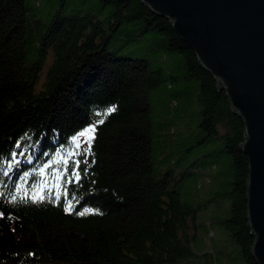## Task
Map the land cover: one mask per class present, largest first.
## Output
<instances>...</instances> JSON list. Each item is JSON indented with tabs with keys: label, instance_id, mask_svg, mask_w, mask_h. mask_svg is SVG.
<instances>
[{
	"label": "trees",
	"instance_id": "16d2710c",
	"mask_svg": "<svg viewBox=\"0 0 264 264\" xmlns=\"http://www.w3.org/2000/svg\"><path fill=\"white\" fill-rule=\"evenodd\" d=\"M89 8L56 13L40 36L38 59L28 62L25 0H0V264H177L195 254L198 208L170 187L168 174H154L149 92L162 69L108 49L124 22L139 20L143 32L162 33L165 47L183 55L186 77L199 80L200 126L206 137H223L233 156L224 225L247 264H258L247 216L245 123L225 90L170 19L141 0ZM89 126L94 139L78 145Z\"/></svg>",
	"mask_w": 264,
	"mask_h": 264
},
{
	"label": "rangeland",
	"instance_id": "374dc122",
	"mask_svg": "<svg viewBox=\"0 0 264 264\" xmlns=\"http://www.w3.org/2000/svg\"><path fill=\"white\" fill-rule=\"evenodd\" d=\"M99 0H25L28 14V62L38 59V42L56 13H85ZM101 19L106 15L97 12ZM141 20L124 22L108 49L120 55L147 58L152 69H162V81L149 92L153 124V166L157 178L171 177L170 187L180 191L182 199L198 208L193 256L177 264H207L214 259L221 264H247L240 245L224 221L231 216V200L224 193L233 179V156L225 148L223 137H206L200 126L203 104L199 80L187 78V66L181 53L165 47L164 36L156 29L144 31ZM137 36V37H134ZM48 58H46V61ZM51 58L49 59V62ZM47 65L40 74L45 79ZM77 136V144L88 147L92 135ZM211 161L215 165L210 167Z\"/></svg>",
	"mask_w": 264,
	"mask_h": 264
},
{
	"label": "water",
	"instance_id": "95a60500",
	"mask_svg": "<svg viewBox=\"0 0 264 264\" xmlns=\"http://www.w3.org/2000/svg\"><path fill=\"white\" fill-rule=\"evenodd\" d=\"M170 19L245 123L251 253L264 264V0H141Z\"/></svg>",
	"mask_w": 264,
	"mask_h": 264
},
{
	"label": "snow or ice",
	"instance_id": "6c2138e0",
	"mask_svg": "<svg viewBox=\"0 0 264 264\" xmlns=\"http://www.w3.org/2000/svg\"><path fill=\"white\" fill-rule=\"evenodd\" d=\"M115 111H116L115 106H113V107H111L110 109H108V112H109V113H111V112H115ZM100 123H103V121H100ZM94 130H95V129H94V126L91 127V128L89 129L90 132H94ZM80 135H81V136H84L85 133H84V132H81ZM92 139H94V136H89V137H88V142H89V144L91 143V140H92ZM73 175H74V176H78L77 173H73ZM79 214H80V215H84L85 213H84V212H80Z\"/></svg>",
	"mask_w": 264,
	"mask_h": 264
}]
</instances>
